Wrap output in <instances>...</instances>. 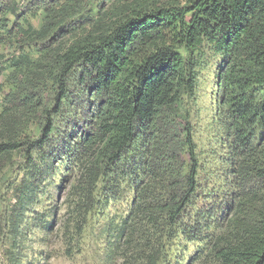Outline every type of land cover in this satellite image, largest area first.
<instances>
[{
	"label": "trees",
	"instance_id": "trees-1",
	"mask_svg": "<svg viewBox=\"0 0 264 264\" xmlns=\"http://www.w3.org/2000/svg\"><path fill=\"white\" fill-rule=\"evenodd\" d=\"M16 1H0V46L15 47L11 57L0 51L9 85L0 173L20 153L25 176L12 186L4 264L55 257L34 247L53 231V213L46 224L34 213L49 197L40 183L70 175L84 158L63 255L83 254L89 214L97 226L111 220L104 209L124 190L130 216L119 226L112 218L107 248L91 249V264H115L119 247L121 264H158L164 243L191 229L212 264H264V0H28L22 12ZM219 55L209 109L220 164L209 168L186 103L208 56ZM195 201L189 224L181 213Z\"/></svg>",
	"mask_w": 264,
	"mask_h": 264
},
{
	"label": "rangeland",
	"instance_id": "rangeland-1",
	"mask_svg": "<svg viewBox=\"0 0 264 264\" xmlns=\"http://www.w3.org/2000/svg\"><path fill=\"white\" fill-rule=\"evenodd\" d=\"M27 2L28 0H17L15 2V7L19 10V12H22L26 8ZM32 23L34 26H38L39 18H32ZM14 49L15 47L13 48V45L0 46V51L5 52L8 57L13 56ZM220 58V55L216 57L208 56L209 68L202 72V74L200 75L197 92L194 97L189 98L186 103L187 107L190 109L189 112L192 116V123L194 124L192 125L194 126V141L197 144V149L202 159L201 161L208 164L209 168H217L220 164V157H218L219 142L214 138V132L211 128L213 112L211 109H209V107L214 104V101H212L211 99L212 94L215 92L213 76L215 66L220 61ZM6 73V71L0 73V83L3 84L2 92H0V98H2L9 87L8 82L6 81ZM35 124H37V122H35ZM2 128L3 126L0 120V131ZM33 129L34 126H32V122H29L26 127V132L34 133L35 131H33ZM210 147L215 148L214 150L217 155L210 156V154L208 153ZM87 159L88 158H84L83 163H81L78 168L71 170L70 175H61L64 174L65 171L60 170V174H55L51 177H43V182L40 183L39 188L43 189V193L45 192L49 194V197H51L52 199L47 200L46 198L49 197L47 195H45L46 197L43 196V203H40L39 208H36L34 213L42 211L41 213H43V217L41 221L45 220V224L48 223L50 221L49 218H51V216L49 218L46 216L48 214L52 215L53 213L54 216H52V221L50 222V225H53V231L51 232V234H49V242L46 245L33 244L35 248H53L55 257L50 260L49 264H91V260L89 257L91 249L94 248L96 251L102 252L103 248H107V235L104 234V232L106 227H108L110 225V222H112V218L114 219V225L117 224L119 226L120 223L128 215L129 207L133 204V197L129 191H117L113 196V199L116 197L114 202H111L112 204L108 205L106 209H104V214L110 215L109 218L111 220L102 222L97 226L94 223L96 219L93 220L92 214H89V219L87 218V222L84 224V226H86L81 233V238L83 241V243L81 244V246L83 247V254L72 256V258L63 255V244H65L64 242L66 241V239L61 232L67 226V220L69 219V217H72L74 206L73 203L78 199V195L76 194L77 189L75 188V186L80 179V175H82L81 171L83 170V167L85 168L84 162ZM90 159L91 156L89 155V160ZM88 161L86 163H88ZM23 162H25L24 154L15 153L9 161H2L1 165L0 264H4L2 250L7 247V245H4L6 239L2 234V228L7 225L6 221L8 218V214H10L9 210L11 208V205L16 202V191L12 186L18 184L25 176L24 171H22L20 167L23 166ZM107 185V181L105 180L97 184V192L95 193L97 197L99 192H101L100 194H103L102 188L106 187ZM196 196L198 198L200 194H197ZM199 205L200 204L196 203L195 201V203L191 204L190 207H187V209L181 213V219L187 221L189 224H193L195 218H197V216L195 215V210ZM95 211L98 214L100 209L97 208ZM129 216L130 215H128L127 218ZM31 219L32 218L30 217L29 220ZM129 224L130 220H127L126 225ZM174 230H177V228H175ZM35 232L36 234L34 238H37L38 235L41 234V231L39 230ZM214 232L217 231L214 230ZM194 234L195 232H193L191 229V231H188L186 235L180 234V236L169 238L170 241L164 243L166 248L163 255H161V259L158 261V264H212V259L209 257L208 249L205 245H199V242L194 239ZM29 236H31V233H29ZM176 243H178L180 246L177 247ZM26 244L30 246L29 242ZM122 248L123 247H119L118 251L115 254V264H121L122 262Z\"/></svg>",
	"mask_w": 264,
	"mask_h": 264
}]
</instances>
